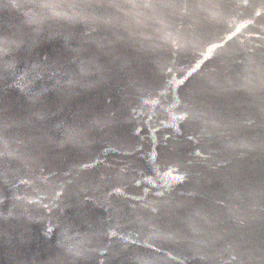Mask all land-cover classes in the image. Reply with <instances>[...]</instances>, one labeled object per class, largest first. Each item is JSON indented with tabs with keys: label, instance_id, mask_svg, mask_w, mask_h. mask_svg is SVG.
I'll use <instances>...</instances> for the list:
<instances>
[{
	"label": "water",
	"instance_id": "water-1",
	"mask_svg": "<svg viewBox=\"0 0 264 264\" xmlns=\"http://www.w3.org/2000/svg\"><path fill=\"white\" fill-rule=\"evenodd\" d=\"M0 264H264V0H0Z\"/></svg>",
	"mask_w": 264,
	"mask_h": 264
}]
</instances>
